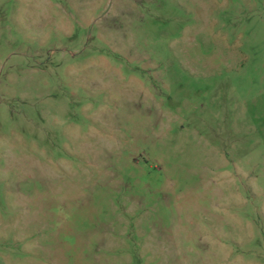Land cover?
<instances>
[{
  "label": "rangeland",
  "instance_id": "rangeland-1",
  "mask_svg": "<svg viewBox=\"0 0 264 264\" xmlns=\"http://www.w3.org/2000/svg\"><path fill=\"white\" fill-rule=\"evenodd\" d=\"M0 264H264V0H0Z\"/></svg>",
  "mask_w": 264,
  "mask_h": 264
}]
</instances>
